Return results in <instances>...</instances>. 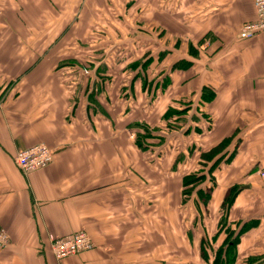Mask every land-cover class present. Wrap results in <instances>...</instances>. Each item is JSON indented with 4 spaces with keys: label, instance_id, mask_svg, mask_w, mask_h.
Masks as SVG:
<instances>
[{
    "label": "crops",
    "instance_id": "obj_1",
    "mask_svg": "<svg viewBox=\"0 0 264 264\" xmlns=\"http://www.w3.org/2000/svg\"><path fill=\"white\" fill-rule=\"evenodd\" d=\"M254 17L251 0H0V264H200L182 192L201 169L212 188L205 207L193 200L208 214L203 236L216 250L240 232L234 264H264V33L238 39ZM105 33L145 39L104 45ZM173 38L205 52L186 56ZM112 51L156 54L152 70H167L163 53L190 66L143 86L133 62L102 57ZM169 109L189 110L176 130ZM136 123H158V147H136ZM37 144L53 161L23 175L15 156ZM79 231L93 250L58 262L51 240Z\"/></svg>",
    "mask_w": 264,
    "mask_h": 264
},
{
    "label": "rangeland",
    "instance_id": "obj_2",
    "mask_svg": "<svg viewBox=\"0 0 264 264\" xmlns=\"http://www.w3.org/2000/svg\"><path fill=\"white\" fill-rule=\"evenodd\" d=\"M126 2H128V0H125ZM113 2H117V0H113ZM128 7H126L125 9H127ZM124 8L120 9L123 12H126L127 10H125ZM110 13V10H109ZM123 23V22H121ZM105 24V23H104ZM124 33V32H121ZM106 34V35H105ZM102 34V38H101V42L104 45H110V44H114V45H128L130 43L135 42V44H143V40L145 39L144 37H133V36H117V35H110V34ZM85 39V38H84ZM90 39V38H89ZM138 39L141 42H137ZM173 40V45L175 46V49L181 51L183 50V54H185L186 56H190V57H197L199 55V52H205V50L202 47V44L204 43V41L202 40L198 45H192L191 42H185V46L184 45H180L179 43L176 44L175 42V38L172 39ZM88 44H92V42L90 40L87 41ZM187 43V44H186ZM184 49H181V48ZM200 52V55H202L203 53ZM182 54V56H184ZM102 57L103 58H108L109 56H113L117 55L120 56L121 58H126L125 60L128 61L130 60L131 62H133V64H135V73H136V78H140V81L142 82V79H144L145 83L146 81H148V83L151 81L149 79H151L153 76H156L155 79L160 75L163 78H166V81L173 75L171 74V72L169 71V66H171V62H173L172 60H175L178 58L179 59V55L175 56V53H163L159 58L162 60V62H165V60H167L166 64H167V70H158L159 67H156L155 69H151L153 65H149L150 61H152L153 56L152 55H156V54H150L148 53L147 55H145L144 52L140 53H134V52H129V53H113L109 52V53H102ZM152 56V57H151ZM178 63H181V68L180 70H187L188 67L190 66L189 62L186 61V58L184 57L183 60L178 61ZM132 64V63H131ZM121 67V66H120ZM90 69V68H89ZM120 69V68H119ZM88 71V70H83V72ZM119 72L120 75H123L124 73H126V69L125 70H118V69H113V72ZM82 72V73H83ZM89 72V71H88ZM134 73V74H135ZM84 75V74H83ZM106 74L104 76H102V78H105ZM142 78V79H141ZM154 79V80H155ZM164 80V79H163ZM151 85H153V82L150 83ZM203 118V116H202ZM190 120L186 119L185 122H182L185 124V126H187V124L189 123ZM179 122V123H178ZM142 124L143 126L146 127L145 128H135L136 129V133H135V138H136V134H139V136H142L145 138H142V142L143 143H147L150 144L151 147H158V141L160 136L164 137V135H161L160 132H158L159 126L158 123L152 124V126L146 125V123H139ZM178 124H181V121L178 120L177 122H175V125H173V122L170 121L168 123V127L169 129L171 128V126H175V130L178 129ZM141 126V125H140ZM172 140V139H171ZM158 150V149H157ZM201 175V174H200ZM204 188L207 187V184L205 183ZM195 198H197L195 195L191 197V199L189 200L188 203H186L184 205V226H185V231L188 229L189 231V236H195V232H197V235L199 233V236L201 238V243L206 244V246L208 244H210L209 242V237L206 234L203 236L202 231L199 228L205 226L206 221L208 219V214H206L204 212V210H199L197 207H195L193 200H195ZM199 200V199H198ZM200 202V200H199ZM230 238L228 239V242L232 243V240L234 239V237L232 235L229 236ZM208 243V244H207ZM201 252V251H200ZM208 255L211 257V251L207 250ZM202 256V252L200 253ZM211 254V255H210ZM186 256V255H185ZM190 257V256H188ZM202 262L206 263V261H204L201 257V261L200 264H202ZM184 264H197L196 260H191V259H185Z\"/></svg>",
    "mask_w": 264,
    "mask_h": 264
},
{
    "label": "built area",
    "instance_id": "obj_3",
    "mask_svg": "<svg viewBox=\"0 0 264 264\" xmlns=\"http://www.w3.org/2000/svg\"><path fill=\"white\" fill-rule=\"evenodd\" d=\"M255 17L252 21L242 24L238 39L250 40L264 33V0H251ZM84 74H88L85 71ZM53 161V152L42 144L19 151L15 156V164L23 175L48 167ZM264 185V168L257 173ZM9 235L0 228V253L8 246ZM94 245L84 231H79L69 238L52 239L51 249L55 259L59 262L66 258L93 250Z\"/></svg>",
    "mask_w": 264,
    "mask_h": 264
},
{
    "label": "trees",
    "instance_id": "obj_4",
    "mask_svg": "<svg viewBox=\"0 0 264 264\" xmlns=\"http://www.w3.org/2000/svg\"><path fill=\"white\" fill-rule=\"evenodd\" d=\"M150 63H149V65H150ZM181 68H183V67H181V63H178V62L173 63L171 68H170V72L171 73L175 72L177 70H180ZM131 69L135 70V64L131 65ZM135 79H136V76H135ZM137 80H140V78H137ZM143 82H144V79H142V84L144 86ZM211 97H212V93L208 89L204 88L202 90V93H201V100L203 102H209ZM187 111H189V110L186 109L182 112V111H178L175 109H173V110L169 109L167 114L164 117L169 122L172 121L173 125H175V122H177L178 120H182L183 113H186ZM133 127L134 128L139 127V128H145L146 129L145 126H143L142 124H139V123L133 124ZM167 127H168V123H167ZM168 129H169V127H168ZM170 129L174 130L175 126H171ZM142 138L145 139L143 136H142ZM142 138H141V136H139V134H136V138H134V142H135L136 147L140 151L146 152L149 150V144H147L146 142L143 143ZM160 139L161 138H159V140ZM158 144H159V142H158ZM223 147H224V142L221 143L218 147L212 149L211 151H209L205 154H202L201 155V161H204L205 164H202L201 168L206 167L207 162H210L213 159H215L219 155V153H221L223 151V149H224ZM214 166H215V164L212 165L211 169H209V172H211V170L214 168ZM207 173L208 172H206V174H205L204 170L201 169V170H199V171H197L191 175H187L183 178L182 197H183V204L184 205L189 202L192 195L193 196L195 195L197 197L195 200H197L199 205H201L202 207H205L207 205V202L209 201V198H210V192L212 189V188L207 189V188H204V186H203L205 183H207V176H208ZM198 199L200 200V202ZM199 205L195 204V207L198 208ZM223 224H225L224 216L221 218V220L219 222L220 232H218V233H220V234L224 233V231H225V227L223 226ZM230 235H233V234H229V236ZM239 235H240V232L234 237L231 245H230V242H228L226 246L223 245L216 250H213L212 244L207 243L208 245L206 246V244L201 243L200 251L202 252V256H201L202 259L204 261H206V263L209 262L207 250H210L211 254L213 256V260L211 261V264H234L235 259H234V255L232 254V250L235 247L236 243L238 242ZM229 236H228V239L230 238Z\"/></svg>",
    "mask_w": 264,
    "mask_h": 264
}]
</instances>
